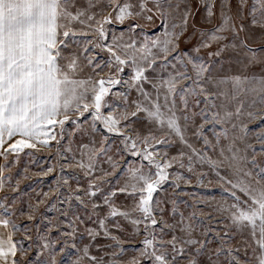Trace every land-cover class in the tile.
Returning <instances> with one entry per match:
<instances>
[{
	"label": "snow or ice",
	"instance_id": "snow-or-ice-1",
	"mask_svg": "<svg viewBox=\"0 0 264 264\" xmlns=\"http://www.w3.org/2000/svg\"><path fill=\"white\" fill-rule=\"evenodd\" d=\"M200 13L211 28L197 29ZM156 21L162 38L141 40L143 27ZM246 23L264 36V0H0V191L18 192L19 181L13 187L4 177L26 149L51 152L55 145L54 163L42 174L59 169L53 196L43 193L47 200L29 203L26 210L16 196L0 197V264H35L25 261L34 245L38 257L46 256L44 264H63L69 249L75 255L71 264H264V163L257 158L264 156V133L255 138L259 149L249 142L242 98L252 94L250 121L257 114L251 109L264 106V75L217 79L211 64L181 49L191 25L201 37L193 52L216 45L208 55L219 57L239 47L246 67L264 68V53L258 56L247 37L240 39ZM120 87L126 91H114ZM132 91L138 94L134 99ZM86 113L91 122L83 128L79 121ZM67 123L73 129L63 145ZM188 132L201 148L189 142ZM78 133L88 141L74 148ZM172 137L183 149L169 156L160 146ZM209 149L217 160L207 156ZM196 160H208L217 170L231 202L201 212L203 218L194 211L176 219L175 200L169 214L170 198L155 194L170 179L175 188L188 182L170 170L187 163L192 173ZM222 167L234 179L221 176ZM118 194L126 197L119 206ZM52 199L68 205L52 204L59 237H51V228L39 234L36 226L34 238L17 220L34 222ZM73 200L91 209L94 228L71 212ZM18 232L22 240L15 239ZM138 237L136 254L126 258L124 244Z\"/></svg>",
	"mask_w": 264,
	"mask_h": 264
},
{
	"label": "rangeland",
	"instance_id": "rangeland-1",
	"mask_svg": "<svg viewBox=\"0 0 264 264\" xmlns=\"http://www.w3.org/2000/svg\"><path fill=\"white\" fill-rule=\"evenodd\" d=\"M203 13L198 14L195 17V22L197 25V29L204 30L211 28L212 25L205 23L201 16ZM239 23V21H237ZM117 33H119L121 26H114ZM197 29H193L191 25L189 26L188 33L184 38L186 42L181 44L182 51L189 52L192 55H198L199 59L204 61L206 64H211L213 66V75L220 78H230L231 76L242 74L248 76H255L259 78L260 76L264 75V68L260 65H254L250 67H246L247 65V58L245 50L242 48H237L235 50L229 49L228 51L224 52L219 57H210L208 55L209 51L215 52L216 45H213L211 49H204L201 48L200 52L197 54L193 52V49L198 46L200 43V35ZM163 26L160 24V21H156L154 25H145L143 30L140 32L139 38L143 40L145 37L148 39H156L158 37L162 38L163 36ZM248 38V45L251 49H254L256 54L259 56L261 53H264V36L261 35L259 29H252L246 23V31L240 34V39ZM124 78H127V72L123 74ZM227 87V86H223ZM249 87H256L258 88V84L249 85ZM114 91H126L124 87H120L118 89H114ZM131 98H136L137 93L132 91L130 94ZM245 101V123L248 126V139L250 143L255 144L257 149H259L260 145L256 143L255 138L264 133V106H257L252 108L251 111L257 113L250 121L247 119V111L249 110L247 105L251 103L252 94L249 92L242 96ZM202 99V98H201ZM111 102V98H109ZM162 102V100H161ZM119 103V102H117ZM116 104H113L115 107ZM204 107L203 103H201L200 108L195 109L196 112H199L200 109ZM105 111H108L107 109ZM189 115H191V109L189 111ZM91 122V117L89 114H85L84 117H81L80 124L83 128H87L88 124L86 123ZM197 122H199V117H197ZM183 124V121L181 120ZM73 129V125L71 123H67L65 125V140L62 141L63 145L68 144V133H70ZM56 131L58 132L59 129L57 128ZM100 131H103L102 127H100ZM164 135L163 132H157L158 137H162ZM205 135L208 136L210 139L212 138V131L210 130V126L206 127ZM188 140L190 143H193L197 148L202 147V142L197 141L191 134V132L187 133ZM115 139V138H112ZM73 140V147L75 148L78 143L80 142H87L88 137L83 136L82 134H77L72 137ZM111 142V141H110ZM118 143V141H117ZM161 151H167L169 156L176 155L179 151L183 149V145H181L175 137L171 138V141L168 145L160 146ZM187 151V149H184ZM55 152V145L51 149V152L47 149L42 151H35L31 149H26L23 153L20 154L18 159L13 160V157H9L10 160H13V163L9 165L10 171L5 172V182L6 184L10 181L13 187L16 186V182L19 181V190L16 193H11L8 187H5L4 191H0V197L4 195H12L18 198V207H23L25 210L27 209V205L29 203H36L40 199L47 200L42 194L47 192L49 196H53L54 189L56 185L54 181L56 180V173L59 172V169H56V172L49 174L48 176H44L42 174V170H45L47 166H50L54 163V159H50V156ZM207 156L210 157L211 160H217V155L213 154L212 150L209 149ZM258 160L264 163V156L258 155ZM129 160L136 163L137 165L140 163L139 160L133 157H129ZM2 164H4V160L2 159ZM107 167V165H103ZM221 176H224L226 179L233 178L231 174L225 169L220 168L218 169ZM153 171H155L153 169ZM174 174L180 173L185 177V180L188 182L181 181L179 188H175L173 186L172 180L170 179L169 182L165 183L162 186V191L155 194L157 199L161 197L167 196L170 198L167 204V208L169 210V214L172 207V200H175V206L177 208V215L176 219H179V213L183 212L185 216L192 212H196L197 216H200L201 212H207L217 205L224 203L225 201L231 202V198L228 196L225 188L228 187L226 183L221 181L219 177L216 175V169H213L211 164L208 160L200 161L196 160L194 162V172L189 173L187 171V163L186 167L181 169L179 167H175L171 169ZM204 174V178L198 182V177ZM78 180L80 185L86 186L87 180L83 176V174L78 175ZM116 181L113 180V184ZM73 188L77 186L76 181H71ZM108 186L105 185V189L107 190ZM67 191L66 189L64 190ZM60 199H64L62 195ZM126 197L124 195L118 194L115 198V203L119 206L125 202ZM52 204H56L57 208H67V204L61 205L56 199H52L51 203L47 205H41L40 211L37 214V218L34 222H28L25 218L20 217L17 220L18 224L24 225L27 224L31 229V235L36 237L37 234V227L39 234H45L49 232L51 228L52 231L50 233L53 239L59 237V233L55 230L54 225L56 224L58 212L55 208H52ZM128 204H131V201H128ZM71 212L74 213L76 216H79L84 224L89 228H94L96 225L94 221L96 217L92 215L90 208H84L77 204L74 200L72 202ZM19 215V214H18ZM60 220H63V217H59ZM52 221V224H49V221ZM171 222V221H170ZM84 225H81V232L83 231ZM128 234H125L127 236ZM212 234H210L209 239H211ZM83 240L87 241V235H83ZM16 240H22L23 234L22 232L16 233L15 236ZM142 237H138L135 240L129 239L125 244L124 248L126 252L124 253L126 258H131L133 255L136 254V249L139 248V240ZM78 244L81 242V236L78 234L77 241ZM102 242V241H101ZM26 246V245H25ZM38 249L33 247V249L29 250L27 256L25 257V261H33L35 264H44V260L46 256H37ZM58 259H61L59 256ZM75 259V255L73 250L69 249L68 254L63 257V264H71L72 260ZM21 264H25V262H21Z\"/></svg>",
	"mask_w": 264,
	"mask_h": 264
},
{
	"label": "crops",
	"instance_id": "crops-1",
	"mask_svg": "<svg viewBox=\"0 0 264 264\" xmlns=\"http://www.w3.org/2000/svg\"><path fill=\"white\" fill-rule=\"evenodd\" d=\"M2 159H3V158H2V157H0V164H2Z\"/></svg>",
	"mask_w": 264,
	"mask_h": 264
}]
</instances>
